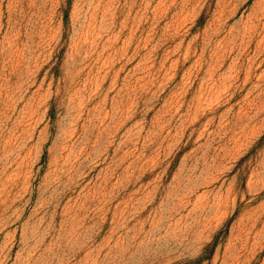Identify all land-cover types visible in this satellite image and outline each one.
I'll return each mask as SVG.
<instances>
[{"label":"rangeland","instance_id":"1","mask_svg":"<svg viewBox=\"0 0 264 264\" xmlns=\"http://www.w3.org/2000/svg\"><path fill=\"white\" fill-rule=\"evenodd\" d=\"M0 264H264V0H0Z\"/></svg>","mask_w":264,"mask_h":264}]
</instances>
